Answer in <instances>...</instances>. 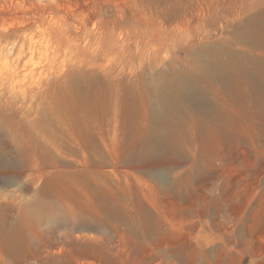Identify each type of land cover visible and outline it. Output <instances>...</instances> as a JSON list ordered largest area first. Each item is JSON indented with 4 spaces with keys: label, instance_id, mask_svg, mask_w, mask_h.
<instances>
[{
    "label": "rangeland",
    "instance_id": "obj_1",
    "mask_svg": "<svg viewBox=\"0 0 264 264\" xmlns=\"http://www.w3.org/2000/svg\"><path fill=\"white\" fill-rule=\"evenodd\" d=\"M260 9L264 0H0V79L10 76L23 35H33L36 46L25 59L43 70L51 87L67 83L76 71L97 78L106 110L96 133L103 153L113 160L102 168L112 196L123 199L129 211L140 202L160 218L154 237L144 243L134 244L121 228L108 239L92 228L94 213L79 206L92 200L90 191L67 181L57 197L61 210L75 214L77 228L71 229L70 221L58 229L43 225V234L31 240L17 232V246H10L0 233V264H100L91 253L71 259L73 250L84 246L108 249L106 264H264V115L253 112L256 102L249 85L240 86L242 100L229 99L233 122L222 123L205 108L178 103L176 130L184 158L164 153L154 160L130 162L132 145L144 137L151 120V105L133 93L139 115L128 123L120 84L127 80L136 88L142 81L171 78L172 71L187 68L205 44L223 40L239 21ZM0 125L17 134L7 139L17 143V158L25 166L18 184L5 183L7 169H0V213L10 222L48 176L32 179L31 173L50 168L41 169L42 162L34 161L27 126ZM74 148L76 144H60V168L81 171L93 159L91 153L80 155ZM184 172L191 173L189 178L183 179ZM161 177L180 182L181 199L171 191L161 192Z\"/></svg>",
    "mask_w": 264,
    "mask_h": 264
},
{
    "label": "bare ground",
    "instance_id": "obj_2",
    "mask_svg": "<svg viewBox=\"0 0 264 264\" xmlns=\"http://www.w3.org/2000/svg\"><path fill=\"white\" fill-rule=\"evenodd\" d=\"M23 37L25 39L19 47L16 62L11 64L10 76H2L0 79V122L27 126L28 139L34 147V161L42 162L41 169L43 165L50 169L44 173L40 169L37 173H31L32 179H38L43 174L48 176L43 179L41 187L35 190V198L24 202L18 218L8 222L0 213V233L6 234L10 246H17L19 235L31 240L32 237L43 234L41 232L43 225L58 229L66 227L70 221L71 229H76L78 225L74 222L75 214L69 216L66 211L61 210L57 197L64 184L70 181L79 188L88 189L92 195V200L80 203L79 206L94 213L96 223L93 229L104 233L110 239L111 231H118L121 228L134 244L144 243L146 238L154 237L160 218L157 219L140 202L133 203L134 207L129 211L123 199L112 196L107 173L102 170L103 166L112 164L113 160L103 153V144L96 133L106 110L105 96L99 80L82 73V70L70 73L67 83L62 80L63 82L59 84L54 82L56 85L51 87L52 81L43 74V70L35 69L33 65L35 62L31 65L25 59L36 49L32 41L33 35ZM26 40H29L28 44ZM217 42L205 44L202 53L195 56L184 70H173L171 78L164 77L163 80L151 84L142 81L136 88L127 80L120 81L123 87L121 94L123 116L128 123L131 122V118L139 115V110L134 106L136 99L133 93L136 92L137 99L140 98L142 103L147 100L151 105L149 111L151 120L144 137L133 143L130 162L154 160L164 153L184 158L176 130V127L180 126L178 103L198 109L205 108V113L221 120L222 123L233 122L234 116L229 109L231 107L229 99L242 100L245 93L240 90V86L245 83L249 85L255 98L256 107L253 112L264 115V9L254 11L251 16L239 21L232 33ZM231 42L239 45L238 48L233 47ZM54 74L56 77L62 75ZM11 134L17 136L15 133ZM11 134L0 125V169H7L6 177L3 178L5 183L18 184L25 166L17 158L21 153L17 143H10L7 139L12 136ZM39 141H43V144H39ZM62 143L76 144L77 149H74L80 155L87 151L92 154L93 159L87 160L86 168L81 171L75 172L77 168L74 170L71 168L70 172L71 170L60 168L58 148ZM67 150L71 152L70 148ZM13 152L16 155H12ZM190 174L184 172L183 179L189 178ZM167 177H161V192L169 195L171 191L173 197L181 199L180 182ZM6 207L9 209V205ZM25 231H30L27 236L24 234ZM17 232L18 236L15 235ZM221 251L222 249L218 248L216 254H220ZM77 253H91L90 255L100 264H106L110 258L108 249L95 247H76L71 259H76ZM67 264H71V261L68 260Z\"/></svg>",
    "mask_w": 264,
    "mask_h": 264
}]
</instances>
